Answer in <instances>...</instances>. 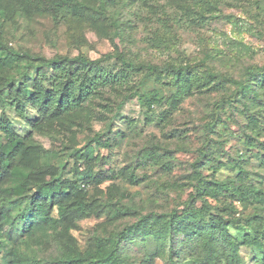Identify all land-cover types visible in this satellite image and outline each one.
<instances>
[{
	"label": "trees",
	"instance_id": "1",
	"mask_svg": "<svg viewBox=\"0 0 264 264\" xmlns=\"http://www.w3.org/2000/svg\"><path fill=\"white\" fill-rule=\"evenodd\" d=\"M143 1L0 0V264H156L157 259L165 264H264V172L252 168L250 158L255 156L264 164V65H248L238 76L214 71L209 61L215 55L207 48L195 62L168 61L158 66L135 61L126 54V29L120 15L125 7ZM144 4L150 11L159 9L170 16L167 2ZM34 15H49L56 24L70 27L103 31L111 25L106 36L114 52L97 59L84 53L48 58L12 47L5 39V25ZM238 47L241 53L250 50ZM112 61L120 67L111 68ZM200 68H205L202 74ZM142 72V86L154 74L157 80L167 77L170 95L164 98L157 88L131 91L115 101L114 115L106 113L110 104L96 102L108 88L118 91L132 75ZM193 90L200 96L211 91L224 95L213 101L212 118L204 124L200 156L188 177L193 191L184 207L146 210L135 194L114 183L107 196L103 190L92 194L91 188L116 178L115 170L104 158L97 161L94 151L110 149L118 139L112 137L117 132L109 121L105 131L89 136L78 147L74 130H92L87 115L111 119L138 96L150 111L167 104L159 117H168L195 95ZM30 107L38 118L28 117ZM9 110L30 126L29 134L17 133ZM228 110L234 117L239 112L247 118L240 125L247 146L258 148L261 155L247 157L243 152L226 161L216 160L225 145L222 135L216 137L217 128ZM35 133L50 137L51 146L34 140ZM144 153L150 161L163 157L149 149ZM163 162L172 163L168 157ZM206 165L213 169L210 174L204 172ZM126 176L131 184L141 182L134 171ZM109 209L111 228L99 225L104 226L102 231L99 226L94 229L87 248L80 249L72 233L78 222L101 217ZM132 245L141 248L137 261L131 259ZM242 247L250 250L249 260L242 257Z\"/></svg>",
	"mask_w": 264,
	"mask_h": 264
},
{
	"label": "rangeland",
	"instance_id": "2",
	"mask_svg": "<svg viewBox=\"0 0 264 264\" xmlns=\"http://www.w3.org/2000/svg\"><path fill=\"white\" fill-rule=\"evenodd\" d=\"M144 1L125 7L120 15L126 29V54L135 61L158 66H164L168 61L195 62L202 59V51L207 48L215 55L209 61L214 71H225L238 76L248 65H264V0H222L216 4H210L206 0H162L170 5V16L164 15L159 9L150 11ZM180 17L182 20L178 21ZM76 26L58 25L49 15L17 17L5 25V39L16 49L48 58L84 53L92 59H97L106 53L114 52L113 43L106 36L112 28L111 25L103 31L99 28ZM238 44L250 50L241 53ZM120 65L115 61L110 63V67L115 69ZM203 69L205 68H200V74ZM156 76L154 74L146 79L145 85L142 86L140 82L145 74H134L118 91L108 88L105 94L97 97L96 102L110 104L111 107L106 113L114 115L117 111L115 101L118 103L124 94L134 90L144 93L157 88L161 90L164 98H167L171 93L168 79L162 76L157 80ZM192 93L195 95L189 96L178 110L169 112L168 117H159L164 109H168L167 104L156 106L150 111L138 96L129 99L117 116L110 117L111 119L88 114L90 122L87 125L89 124L92 130H74L78 147L85 145L89 136L105 131L109 121H112L113 131L117 132V135L112 134V137L118 139L116 144L112 141L113 147L110 149H95L94 156L97 161L104 158L109 167L115 170L116 178L91 188V193L96 195L103 190L107 196L108 187L114 183L130 194H135L137 203L146 210L170 211L184 207L183 202L193 191V182L188 177L193 172L192 164L200 156L204 124L212 118L213 101L224 95V92L218 91H211L202 96L195 90ZM8 113L20 136L31 132L30 126L18 117L14 110H9ZM27 115L30 119L38 118L36 110L31 107L28 108ZM241 123H247V118L241 113L238 112L234 117L230 110L225 112L224 123L217 128L216 133V137H219L218 134L222 135L220 138L225 145L220 149L221 156L216 160L226 161L231 156L243 152L247 157L251 154H262L258 152V148L247 146ZM33 138L46 147L51 146L50 137L35 133ZM146 149L163 154L162 159H145L143 156ZM166 157L171 158V164L164 165L163 160ZM250 158L251 167L264 172V164L255 156ZM129 171H134L136 177L140 178L139 184L129 182L126 176ZM212 171L209 165L204 166L206 174ZM174 182L183 188L170 186ZM110 212L111 209L101 217L93 216L78 222L72 233L80 249L87 248L90 234L99 225L104 223L111 228L107 222ZM131 220L134 221L135 218ZM103 227L99 226L98 230L102 231ZM232 231L238 236L237 230ZM130 250L131 259L139 260L141 248L132 245ZM240 253L245 259H250L248 248L242 247ZM156 264L165 263L157 259Z\"/></svg>",
	"mask_w": 264,
	"mask_h": 264
}]
</instances>
